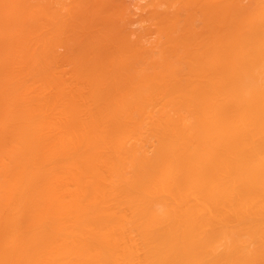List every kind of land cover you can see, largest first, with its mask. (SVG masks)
Segmentation results:
<instances>
[{"label":"bare ground","instance_id":"obj_1","mask_svg":"<svg viewBox=\"0 0 264 264\" xmlns=\"http://www.w3.org/2000/svg\"><path fill=\"white\" fill-rule=\"evenodd\" d=\"M0 264H264V0H0Z\"/></svg>","mask_w":264,"mask_h":264}]
</instances>
